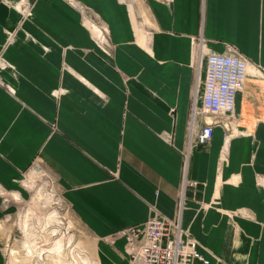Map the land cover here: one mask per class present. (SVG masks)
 Returning a JSON list of instances; mask_svg holds the SVG:
<instances>
[{
	"label": "crops",
	"instance_id": "crops-1",
	"mask_svg": "<svg viewBox=\"0 0 264 264\" xmlns=\"http://www.w3.org/2000/svg\"><path fill=\"white\" fill-rule=\"evenodd\" d=\"M31 1L0 69V179L19 188L45 171L100 264H129L109 238L175 221L180 202L209 264H264V0H79L110 43L65 0ZM19 21L0 0V52ZM231 49L249 62L234 136L216 126L200 146L207 55Z\"/></svg>",
	"mask_w": 264,
	"mask_h": 264
},
{
	"label": "rangeland",
	"instance_id": "rangeland-1",
	"mask_svg": "<svg viewBox=\"0 0 264 264\" xmlns=\"http://www.w3.org/2000/svg\"><path fill=\"white\" fill-rule=\"evenodd\" d=\"M65 1L79 11L82 25L98 31L96 36L100 41L110 43L108 26L101 18L79 0ZM124 1L129 4L130 0ZM3 2L20 15L18 27L7 31L0 52V69H12L3 55L15 43L19 29L32 21L35 2ZM134 21L138 24L139 19ZM226 135L233 137L234 133L231 130ZM36 171L32 167L19 188L15 180L13 185H8L0 179V264H100L98 243L73 217L45 171L39 170L38 177L30 176ZM119 238L125 239L124 258L127 259L125 236L114 233L106 244L114 248Z\"/></svg>",
	"mask_w": 264,
	"mask_h": 264
},
{
	"label": "built area",
	"instance_id": "built-area-1",
	"mask_svg": "<svg viewBox=\"0 0 264 264\" xmlns=\"http://www.w3.org/2000/svg\"><path fill=\"white\" fill-rule=\"evenodd\" d=\"M248 67V60L233 49L230 53L210 52L207 55L201 108L197 107L195 94L191 109V127L197 117L204 120L197 136L198 145L205 146L212 141L216 126L223 127L226 134L231 131L236 118V95L244 86ZM186 173L187 166L184 184ZM181 210L182 202L175 221L156 215L142 225L119 232L126 237L129 264H194L195 261L209 264L199 250L198 241L182 230Z\"/></svg>",
	"mask_w": 264,
	"mask_h": 264
},
{
	"label": "bare ground",
	"instance_id": "bare-ground-1",
	"mask_svg": "<svg viewBox=\"0 0 264 264\" xmlns=\"http://www.w3.org/2000/svg\"><path fill=\"white\" fill-rule=\"evenodd\" d=\"M201 61V60H200ZM200 63V62H199ZM201 66V65H200ZM199 68V67H198ZM197 74H199V73H197Z\"/></svg>",
	"mask_w": 264,
	"mask_h": 264
}]
</instances>
